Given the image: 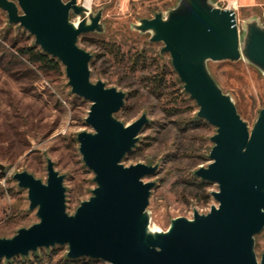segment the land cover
I'll return each mask as SVG.
<instances>
[{"label": "water", "instance_id": "obj_1", "mask_svg": "<svg viewBox=\"0 0 264 264\" xmlns=\"http://www.w3.org/2000/svg\"><path fill=\"white\" fill-rule=\"evenodd\" d=\"M0 10L9 25L28 32L36 47L64 67L71 93L91 103L85 122L93 132L79 133L77 141L96 185L69 215L64 176L52 160L46 183L27 172L15 174L39 222L0 239V261L68 246L71 260L106 264H264V253L259 261L254 250L255 237L264 230V107L250 130L207 67L245 60L264 75V26L247 21L241 37L235 11L210 0H180L166 16L158 13L134 26L150 33L151 43L163 44L161 54L170 55L185 93L199 108L197 117L216 129L211 163L195 176L218 186L212 193L218 205L205 215L195 210L192 219L176 218L163 232L150 228L147 208L155 183L144 182L157 166L122 163L136 147L147 116L127 126L116 118L125 94L92 82V55L78 45L81 35L103 32L102 12L93 13L78 0H0Z\"/></svg>", "mask_w": 264, "mask_h": 264}, {"label": "rangeland", "instance_id": "obj_2", "mask_svg": "<svg viewBox=\"0 0 264 264\" xmlns=\"http://www.w3.org/2000/svg\"><path fill=\"white\" fill-rule=\"evenodd\" d=\"M14 1V0H13ZM68 2L70 0H63ZM86 0H78L85 5ZM180 0H93V13L102 12V33L78 38L80 48L92 55L93 83L125 94L116 118L130 125L142 115L148 124L123 164L157 166V173L144 178L154 182L147 211L150 228L167 231L176 218L192 219L194 211L208 214L217 202L214 183L195 176L208 167L216 129L197 117L198 106L183 89L163 44L151 43L150 33L134 29L142 19L164 16ZM237 15L240 35L244 23L257 20L264 26V0H210ZM70 20L77 23L74 15ZM10 27V28H9ZM34 44V37L18 25H9L0 10V239H11L22 228L39 222L29 210L27 191L18 187L14 175L27 172L47 182V161L64 176L66 211L77 208L92 196L94 174L84 165L77 135L93 132L85 122L91 103L71 93L64 67L61 72L40 70L19 57L16 50ZM208 70L224 94L231 97L238 114L252 130L264 107V75L245 60L208 62ZM196 178V179H195ZM205 183L202 187L196 185ZM258 260L264 253V230L255 237ZM68 246L40 249L14 264H106L81 258L70 262ZM70 260V261H67ZM4 261V260H3Z\"/></svg>", "mask_w": 264, "mask_h": 264}, {"label": "trees", "instance_id": "obj_3", "mask_svg": "<svg viewBox=\"0 0 264 264\" xmlns=\"http://www.w3.org/2000/svg\"><path fill=\"white\" fill-rule=\"evenodd\" d=\"M16 53L19 57H22L23 59H25L31 66L36 67L40 70H46V71L53 70V71H57V72H61V70H62L60 63L57 60L52 59L47 54L43 53L34 44H32L31 46L22 48V49H18V50H16ZM204 184L205 183H203L201 181L196 183V185H198L199 187H202ZM68 259H67V261L71 260V259L70 260H68ZM70 262H75V261L71 260ZM0 264H14V261H12V260L9 262L0 261Z\"/></svg>", "mask_w": 264, "mask_h": 264}, {"label": "bare ground", "instance_id": "obj_4", "mask_svg": "<svg viewBox=\"0 0 264 264\" xmlns=\"http://www.w3.org/2000/svg\"><path fill=\"white\" fill-rule=\"evenodd\" d=\"M92 1L93 0H86L85 1V6L87 7V8H90V6H91V4H92ZM91 9V8H90Z\"/></svg>", "mask_w": 264, "mask_h": 264}]
</instances>
